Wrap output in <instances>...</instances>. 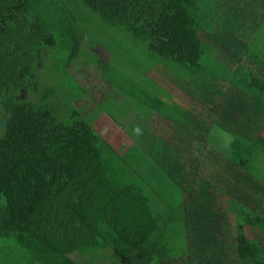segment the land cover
I'll return each mask as SVG.
<instances>
[{
	"label": "trees",
	"instance_id": "trees-1",
	"mask_svg": "<svg viewBox=\"0 0 264 264\" xmlns=\"http://www.w3.org/2000/svg\"><path fill=\"white\" fill-rule=\"evenodd\" d=\"M200 2L0 0L2 264H264V49H251L264 0H214L212 32L195 19ZM87 23L179 66L158 71L141 154L178 189L177 211L109 176L102 152L125 162L130 146L118 153L78 113L50 107L41 82L50 62L57 74L91 76Z\"/></svg>",
	"mask_w": 264,
	"mask_h": 264
},
{
	"label": "rangeland",
	"instance_id": "rangeland-1",
	"mask_svg": "<svg viewBox=\"0 0 264 264\" xmlns=\"http://www.w3.org/2000/svg\"><path fill=\"white\" fill-rule=\"evenodd\" d=\"M199 1V6L194 10L195 19L206 27L208 32H212L222 15V10L215 6L214 0ZM85 26L94 27L81 48V52L85 53L82 58L89 60L86 65L91 68V76L85 74L82 75L83 78L74 79L71 69L57 74L53 72V63L50 62L41 75L43 92L47 87L52 91L50 107L64 112L65 119L73 114L72 110L78 113L79 117L91 125L118 153L130 146V150L124 154L125 162L116 161L108 150L102 152L101 164L108 170L109 176L125 184L132 183L138 189H145L144 196L151 199L153 208H161L167 214L177 211L182 198L178 189L141 154L147 148L143 129L154 111V108L150 109L147 104L153 103V99H158V71L162 68L173 71V68L178 69L179 66L169 64L151 53L144 43L136 41L123 31L107 28L105 25L101 30L89 23ZM257 36L258 41L251 49L253 53L260 54L264 49V26ZM203 48V63L214 72L212 69L216 67L215 51L206 43H203ZM217 72L222 73L216 69L215 73ZM180 74L184 77L183 72ZM172 97L180 100L175 95ZM180 106L186 108L185 103ZM121 168L125 169L124 175L120 172ZM126 170L132 174L127 175ZM177 232H173L171 240L180 243ZM4 264L19 262H14L13 258L8 256Z\"/></svg>",
	"mask_w": 264,
	"mask_h": 264
}]
</instances>
